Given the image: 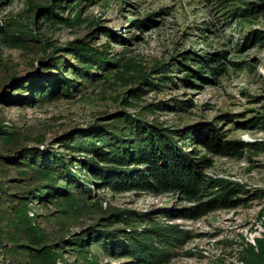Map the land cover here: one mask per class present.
<instances>
[{"label":"rangeland","instance_id":"1","mask_svg":"<svg viewBox=\"0 0 264 264\" xmlns=\"http://www.w3.org/2000/svg\"><path fill=\"white\" fill-rule=\"evenodd\" d=\"M239 1L242 13L227 20L205 0H0V91L35 77L31 93L51 77L66 84H55L64 94L49 100L0 104V124L11 134L3 143L18 139L10 148L0 141V155L17 147L68 155L57 143L69 132L117 125L125 113L171 131L218 135L191 143L190 157L203 166L194 192H116L90 183L91 196L67 189L64 198L31 200L28 216L51 244L92 229L102 204L144 217L141 233H165L151 237L159 241L156 264H264V0ZM30 177L0 166V187L12 193L33 189ZM6 260L26 262L18 254ZM52 261L132 259L78 245L55 248Z\"/></svg>","mask_w":264,"mask_h":264},{"label":"trees","instance_id":"2","mask_svg":"<svg viewBox=\"0 0 264 264\" xmlns=\"http://www.w3.org/2000/svg\"><path fill=\"white\" fill-rule=\"evenodd\" d=\"M205 1L217 8L227 20L242 13L239 0ZM35 79L37 77L3 85L0 104L5 107L27 106L35 98L44 101L64 94L58 88L66 84L64 81L58 84L57 76L43 81L36 87L35 93H31L36 86L33 84ZM55 84L59 87H54ZM29 93L32 95L27 98ZM113 122L117 125L95 123L69 132L57 143L68 155L53 148L38 147H17L13 156L0 155V166L19 170L23 175L29 174L30 181L37 182L33 189L22 193H12L0 187V263L7 264V256L18 254L22 261L26 260L24 264H52L55 248L69 246L72 249L79 245L97 252H108L116 258L129 257L131 264H156L154 251L159 245L155 243L159 241L155 242L151 237L154 238V235L159 240L166 235L153 227L143 228L146 230L141 233L138 223L144 222V217L128 215L130 211L114 206L104 208L100 204L97 209L99 220L92 229L70 243L63 239L56 245L50 243L46 233L33 226L28 216L31 200L48 202L53 195L55 199L64 198L72 194L67 189L79 190L81 196H91L92 191L86 188L90 183L116 192L138 190L157 194L185 192L189 187L194 192L203 184V166L190 157L191 143L198 136L202 141L210 137L216 142V131H171L127 113ZM111 126H114L113 130H110ZM7 128L0 124L2 143L11 135ZM109 137L112 139L107 142ZM10 140L12 145L3 144L9 148L15 144L18 146V139ZM73 170H77V174ZM86 173L92 176V180ZM4 201L9 204L7 209H4Z\"/></svg>","mask_w":264,"mask_h":264},{"label":"bare ground","instance_id":"3","mask_svg":"<svg viewBox=\"0 0 264 264\" xmlns=\"http://www.w3.org/2000/svg\"><path fill=\"white\" fill-rule=\"evenodd\" d=\"M0 243H1V239H0Z\"/></svg>","mask_w":264,"mask_h":264},{"label":"water","instance_id":"4","mask_svg":"<svg viewBox=\"0 0 264 264\" xmlns=\"http://www.w3.org/2000/svg\"><path fill=\"white\" fill-rule=\"evenodd\" d=\"M8 85H10V84H8Z\"/></svg>","mask_w":264,"mask_h":264},{"label":"built area","instance_id":"5","mask_svg":"<svg viewBox=\"0 0 264 264\" xmlns=\"http://www.w3.org/2000/svg\"><path fill=\"white\" fill-rule=\"evenodd\" d=\"M1 264V263H0Z\"/></svg>","mask_w":264,"mask_h":264}]
</instances>
